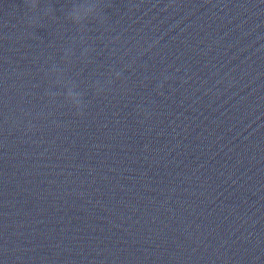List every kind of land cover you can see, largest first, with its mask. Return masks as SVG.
Returning <instances> with one entry per match:
<instances>
[{"label": "water", "instance_id": "95a60500", "mask_svg": "<svg viewBox=\"0 0 264 264\" xmlns=\"http://www.w3.org/2000/svg\"><path fill=\"white\" fill-rule=\"evenodd\" d=\"M0 264H264V0H0Z\"/></svg>", "mask_w": 264, "mask_h": 264}, {"label": "clouds", "instance_id": "9594fccd", "mask_svg": "<svg viewBox=\"0 0 264 264\" xmlns=\"http://www.w3.org/2000/svg\"><path fill=\"white\" fill-rule=\"evenodd\" d=\"M95 12V5L93 4H77L74 5L67 13L68 17L75 22H80L86 17ZM119 75V73H117ZM67 95L75 96L76 94L72 92L71 88L68 89ZM77 103H79L77 101Z\"/></svg>", "mask_w": 264, "mask_h": 264}]
</instances>
